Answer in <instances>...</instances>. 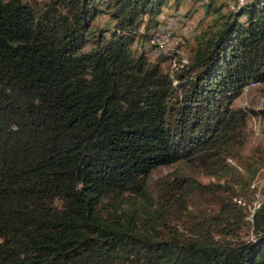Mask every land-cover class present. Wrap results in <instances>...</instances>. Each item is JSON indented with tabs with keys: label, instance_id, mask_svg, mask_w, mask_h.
I'll return each mask as SVG.
<instances>
[{
	"label": "trees",
	"instance_id": "16d2710c",
	"mask_svg": "<svg viewBox=\"0 0 264 264\" xmlns=\"http://www.w3.org/2000/svg\"><path fill=\"white\" fill-rule=\"evenodd\" d=\"M183 1L181 60L149 42ZM251 84L264 0H0V264H264Z\"/></svg>",
	"mask_w": 264,
	"mask_h": 264
},
{
	"label": "rangeland",
	"instance_id": "374dc122",
	"mask_svg": "<svg viewBox=\"0 0 264 264\" xmlns=\"http://www.w3.org/2000/svg\"><path fill=\"white\" fill-rule=\"evenodd\" d=\"M240 3L243 0H237ZM188 8L187 1H183L178 7L179 12H175L174 22L169 25L160 27L158 33L163 34L162 40L165 42L164 45L170 47L171 44L176 41L180 44L177 48H171L166 51L177 53V55L184 60L188 55L190 46L192 43V32H197L199 28L195 27L196 22L202 17L203 12L198 7L197 11L189 15L188 17H182L183 12ZM165 14H171L172 11L163 10ZM172 15V14H171ZM161 17V16H160ZM100 19V18H99ZM101 21H105V17H101ZM168 35V36H167ZM175 45V44H174ZM173 45V46H174ZM167 47L165 48V50ZM147 52L148 58L152 60L155 57V52L149 48ZM179 58V59H180ZM237 106L251 107L254 110H264V84H251L243 89L241 95L234 102ZM246 140L240 150V155L244 159V164L257 166L253 178L250 181V185L245 193L237 198V202L241 201L246 205L248 210H251L256 203L263 198L264 189V111L260 114H256L247 121L246 125ZM230 161V160H229ZM233 162V161H230ZM234 165H239V161H234ZM171 171V168H161L157 171V175H163ZM198 180L201 182L212 181L213 178L205 175H198Z\"/></svg>",
	"mask_w": 264,
	"mask_h": 264
},
{
	"label": "built area",
	"instance_id": "2783aa9c",
	"mask_svg": "<svg viewBox=\"0 0 264 264\" xmlns=\"http://www.w3.org/2000/svg\"><path fill=\"white\" fill-rule=\"evenodd\" d=\"M162 35H163V34L158 33V32L155 33V34L152 36V38H151V40H150L149 43H150V44H154V46H155L158 50H161L162 52H166V51L170 50L176 42L174 41V42L171 44V46L168 47V46L164 45L165 42H163V40H162ZM139 47H140V46H139V43L136 44V48H137L138 50L140 49ZM166 47H167V49L165 50ZM172 65H173V64H172ZM255 205H257V203H256Z\"/></svg>",
	"mask_w": 264,
	"mask_h": 264
},
{
	"label": "bare ground",
	"instance_id": "6f19581e",
	"mask_svg": "<svg viewBox=\"0 0 264 264\" xmlns=\"http://www.w3.org/2000/svg\"><path fill=\"white\" fill-rule=\"evenodd\" d=\"M168 36V35H167ZM164 40V39H163Z\"/></svg>",
	"mask_w": 264,
	"mask_h": 264
}]
</instances>
